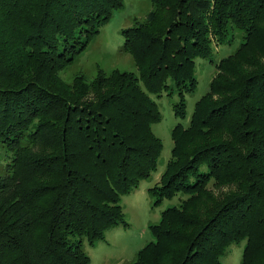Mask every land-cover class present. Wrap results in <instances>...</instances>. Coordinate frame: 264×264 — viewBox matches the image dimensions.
<instances>
[{"label": "trees", "instance_id": "1", "mask_svg": "<svg viewBox=\"0 0 264 264\" xmlns=\"http://www.w3.org/2000/svg\"><path fill=\"white\" fill-rule=\"evenodd\" d=\"M150 1L121 30L136 72L66 81L60 71L122 0H0V264H90L83 242L126 225L121 196L157 168L150 95L176 90L183 117L195 59L236 32L189 124L171 130L148 192L184 196L149 225L134 264H222L242 241L240 264H264V0Z\"/></svg>", "mask_w": 264, "mask_h": 264}, {"label": "rangeland", "instance_id": "2", "mask_svg": "<svg viewBox=\"0 0 264 264\" xmlns=\"http://www.w3.org/2000/svg\"><path fill=\"white\" fill-rule=\"evenodd\" d=\"M151 8L150 0H122V5L100 25L85 48L60 71L62 78L70 81L75 73L82 72L90 79L94 78L98 69L110 72L117 68L136 72L130 54L123 49L124 37L121 30L133 25L136 20H142ZM241 40L240 33L236 32L228 42L214 45L209 56L195 59L197 81L193 90L184 93L183 117L174 114L173 105L179 100L176 90L150 95L161 113L160 120L152 124L153 132L162 142L157 168L149 176L141 179L137 187L121 196L120 204L127 224L111 227L105 233V240L98 241L94 245L83 242L82 247L90 257V264H134L138 250L153 240L149 225L160 220L164 208L179 204L184 196L182 193L178 192L171 198H163L160 202L153 203L148 188L159 183L160 175L170 158L173 144L172 128L177 123L183 126L189 124L196 101L209 89L210 81L216 71V63L235 51ZM7 158V153L0 147V176L8 172L6 163L10 160ZM243 247L244 241L238 245H230L221 258L222 264H240Z\"/></svg>", "mask_w": 264, "mask_h": 264}]
</instances>
